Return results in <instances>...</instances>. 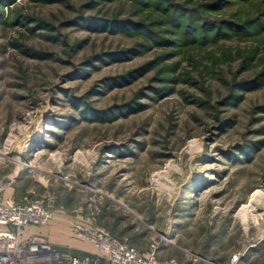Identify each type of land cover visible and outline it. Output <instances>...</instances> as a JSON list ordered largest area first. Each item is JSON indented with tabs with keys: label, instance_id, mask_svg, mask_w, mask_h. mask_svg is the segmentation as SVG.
Instances as JSON below:
<instances>
[{
	"label": "rangeland",
	"instance_id": "374dc122",
	"mask_svg": "<svg viewBox=\"0 0 264 264\" xmlns=\"http://www.w3.org/2000/svg\"><path fill=\"white\" fill-rule=\"evenodd\" d=\"M165 1L186 11L209 0ZM7 4L0 175L25 167L27 201L66 222L51 225L58 239L73 240L78 223L139 253L155 245L161 262L264 264V78L253 83L264 35L243 24L264 0L198 11L250 28L246 37L185 45L177 34L173 47L124 27L161 17L133 0Z\"/></svg>",
	"mask_w": 264,
	"mask_h": 264
},
{
	"label": "built area",
	"instance_id": "2783aa9c",
	"mask_svg": "<svg viewBox=\"0 0 264 264\" xmlns=\"http://www.w3.org/2000/svg\"><path fill=\"white\" fill-rule=\"evenodd\" d=\"M5 184L0 182V195ZM49 213L40 204L22 201L17 204L0 202V264H174L157 259V246L151 245L145 253H139L122 240L95 227L75 223L70 227L71 236L91 244L95 250L92 259L79 257L69 250L58 251L44 238L28 235L19 239L16 232L27 226L39 228L50 220ZM235 256H231L230 263Z\"/></svg>",
	"mask_w": 264,
	"mask_h": 264
},
{
	"label": "trees",
	"instance_id": "16d2710c",
	"mask_svg": "<svg viewBox=\"0 0 264 264\" xmlns=\"http://www.w3.org/2000/svg\"><path fill=\"white\" fill-rule=\"evenodd\" d=\"M244 2L246 0H240ZM249 1V0H247ZM135 4H138L144 8H154L160 14V18L152 19L148 22V24L144 25L140 22L137 23H130L126 24V28H134L142 35V37L151 41L155 46L158 47H173L176 43L174 40V36L177 34L182 35L185 39L183 43L185 45H195V44H206L208 42H215L219 39L226 38L228 33H233L234 36H242L246 37V33H250L245 29L250 28H241L240 24L233 22L232 20H225L221 21H214L209 20L207 16L197 15L198 11H206L212 12L219 10L218 7L226 0H209L204 3H201L196 7V9H189L184 10L179 5H173L167 1L161 0H133ZM6 3L9 5L11 4V0H7V2L0 1V8L6 6ZM96 2H91L87 7L91 9L93 4ZM7 4V5H8ZM161 4L163 6H161ZM260 15V16H259ZM89 18L87 21L88 23L98 27L100 22H97L96 18L94 17H87ZM92 18V19H90ZM110 27H123V26H112L118 25L116 22L110 21ZM105 23H108L105 21ZM244 25H250L255 30L252 37H259L264 35V9L258 13V16L251 19L246 20L243 22ZM104 25V24H103ZM225 27V28H218ZM109 26H106L105 29H108ZM211 27V28H209ZM151 28H158V32L151 31ZM125 29V28H122ZM212 32V36L208 37L207 32ZM199 33V37L196 34ZM172 44V45H171ZM134 53V52H133ZM136 54V52L134 53ZM264 78V65L262 66L261 70L255 75L253 83L257 84L258 81ZM82 105V104H81ZM83 106V105H82ZM85 108V107H84ZM95 113V112H94ZM98 114V113H96ZM94 116L92 115L91 118Z\"/></svg>",
	"mask_w": 264,
	"mask_h": 264
},
{
	"label": "crops",
	"instance_id": "0c3cea01",
	"mask_svg": "<svg viewBox=\"0 0 264 264\" xmlns=\"http://www.w3.org/2000/svg\"><path fill=\"white\" fill-rule=\"evenodd\" d=\"M1 165L2 164L0 162V168L2 167ZM24 168L17 166L15 167V169H11L7 171V173L2 174L1 172L2 176L0 175L1 177L0 182L5 184V187L0 195L1 203L17 204V203H21L22 201H25L31 198V194L34 191V189L31 188L30 186L29 187L26 186V184L25 185L20 184L23 181H25V178H26V176L23 173ZM37 184L40 185L42 189H45L44 184L40 182H37ZM42 192L45 193V190H43ZM63 208L65 207H60L61 210ZM60 214H62V212H60ZM58 223L62 225L63 223L65 224L66 222L60 219L50 218V220L44 226L39 227V228H32L28 226L23 227L16 232V235L19 239H25L28 235H38L44 238L49 244L54 246L56 249H60L62 251L69 250V252L79 257L86 258V259H92L95 255V250L93 246L89 244L88 242L75 239V238H73V240L58 239L56 235L58 233L59 234L62 233L61 228H58V227L53 228L51 226L52 224L53 226H57L59 225ZM3 231H5V228L0 227V232H3ZM65 238H67V236ZM168 259H169L168 261H172L171 258H168ZM174 264H179V263H174Z\"/></svg>",
	"mask_w": 264,
	"mask_h": 264
},
{
	"label": "bare ground",
	"instance_id": "6f19581e",
	"mask_svg": "<svg viewBox=\"0 0 264 264\" xmlns=\"http://www.w3.org/2000/svg\"><path fill=\"white\" fill-rule=\"evenodd\" d=\"M46 129V128H45ZM47 129H48V127H47ZM36 156V155H35ZM254 202V201H253ZM254 206H257V208H260V206L259 205H254ZM264 208V207H263Z\"/></svg>",
	"mask_w": 264,
	"mask_h": 264
}]
</instances>
